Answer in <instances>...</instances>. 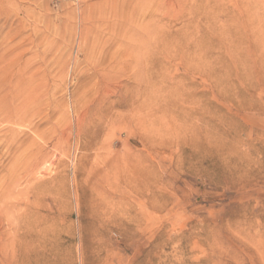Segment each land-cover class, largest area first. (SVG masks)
I'll use <instances>...</instances> for the list:
<instances>
[{"label":"rangeland","instance_id":"rangeland-1","mask_svg":"<svg viewBox=\"0 0 264 264\" xmlns=\"http://www.w3.org/2000/svg\"><path fill=\"white\" fill-rule=\"evenodd\" d=\"M0 264H264V0H0Z\"/></svg>","mask_w":264,"mask_h":264},{"label":"bare ground","instance_id":"bare-ground-1","mask_svg":"<svg viewBox=\"0 0 264 264\" xmlns=\"http://www.w3.org/2000/svg\"><path fill=\"white\" fill-rule=\"evenodd\" d=\"M151 12V11H150ZM141 29V28H140ZM129 31V30H128ZM147 37V36H146ZM128 47V46H127ZM132 52H134V49L131 50L130 52H127L129 55H130V59L127 60L125 63H124V69L126 70V72L128 73H125L127 74V77L124 78V80L122 82L119 83V89L123 90V92L126 93V99L125 100H129V103H122V102H118V106L120 107H123L125 108L126 110L128 111H133L135 109H138L139 108V103L138 101L140 100L137 96V93H138V90H139V85H138V72H137V67H138V58H132ZM107 53V52H106ZM111 55H112V52H110ZM103 54L105 55V53L103 52L102 53V56ZM147 54V52H146ZM109 57H112L113 56H110ZM105 56H103V60H104ZM111 58V59H112ZM124 59V58H123ZM101 60L99 61V65L97 67V73H96V78H97V83H98V86L96 88V92L97 93V90L98 92H103V95L104 96H108V91L110 90V83L113 81V77H115V71L117 69L114 70V66L115 65H112V63L108 64H104L105 62ZM109 61V60H108ZM116 61V60H115ZM122 61V60H121ZM97 64V65H98ZM95 66V65H94ZM123 69V68H122ZM140 72V71H139ZM123 79V78H122ZM149 79V78H148ZM147 85V84H146ZM148 87V86H147ZM143 88V86H142ZM91 89V88H90ZM89 89V90H90ZM145 91V90H144ZM90 92V91H89ZM112 92V91H111ZM143 92V91H142ZM93 94V93H92ZM95 95V94H94ZM130 97H133L135 96V98H128L129 96ZM142 95V94H141ZM128 96V97H127ZM128 98V99H127ZM102 100H100V109L101 110H106V113L105 114H100L101 117L98 119V123L99 124H102L104 119L106 118V121L109 123V125L111 124H114L115 122H118V121H121V120H124L126 117L125 115V112H121L119 110H114V109H117L116 106H111L109 104H106V99L104 98H101ZM108 99V98H107ZM139 99V100H138ZM146 100V99H145ZM143 101V100H142ZM87 108V107H86ZM85 108V109H86ZM90 111V110H88ZM136 111V110H135ZM134 111V112H135ZM142 112V111H141ZM140 117V116H138ZM138 117H131L132 121L134 122H138L140 121V118ZM125 122H130L128 120H125ZM152 122V121H151ZM154 123V122H153ZM77 125V124H76ZM80 125V123H79ZM173 127V126H172ZM171 131V130H170ZM173 131V130H172ZM4 241V240H3ZM6 247V246H5ZM8 248V247H7Z\"/></svg>","mask_w":264,"mask_h":264}]
</instances>
